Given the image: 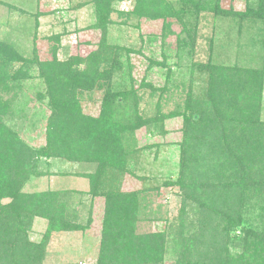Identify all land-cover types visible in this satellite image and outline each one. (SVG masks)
<instances>
[{
	"label": "trees",
	"instance_id": "1",
	"mask_svg": "<svg viewBox=\"0 0 264 264\" xmlns=\"http://www.w3.org/2000/svg\"><path fill=\"white\" fill-rule=\"evenodd\" d=\"M120 1L123 0H92L95 22L88 28L98 29L100 39L95 49L84 57L71 55L60 59L57 55L58 35L53 37L55 42L51 58L47 60H42L34 47L35 35L31 56L28 57L25 56L26 52L22 53L23 48L18 49L8 40L0 39V199L11 198L7 203L0 202V264H43L45 244L24 241L21 229L24 212L46 217L48 232L66 230L72 226L62 218L63 211L58 204L48 202L43 207L41 195L21 193L26 179L32 174H39L38 162L41 157H59L96 165L95 172L89 175L90 193L102 196L105 202L97 264L163 262L166 231L136 233L134 225L140 218L139 192H122L107 177L109 171L112 178V171L125 170L129 152L136 150L135 134L139 129L148 131L149 127H153L152 131L165 134L164 120L175 114L165 117L161 111V99L168 90V84L165 82L160 87L156 86L148 78V72L139 81L135 80L128 58L125 64L121 61L120 53L124 47L111 43L108 38L111 15L116 10L114 5ZM129 1L133 2L131 11L122 15L162 18L166 22L165 29L175 21L183 31H188L186 16L190 15L193 8L196 13L200 4V0ZM252 14H264L259 8V1L257 9L249 10L248 15ZM34 22L37 27L36 17ZM25 33L21 32L24 37ZM188 38L192 37L189 35ZM183 44L182 40L177 39L178 52ZM131 51L125 48L122 54ZM147 60L146 71L158 66L164 69L162 74L166 80L171 77L172 70L166 64L165 55L160 62L151 58ZM19 61L20 64L15 67L14 63ZM212 68L215 69V66ZM34 69L37 70L35 76L45 84V90L37 92V98L47 97L50 110L45 145L38 148L22 140L19 132L4 120L13 100V96L8 98V93L19 88V82L23 79L34 77ZM142 89L148 90L149 96L159 92L154 102L156 114L152 119H142L143 111L140 113L139 108L142 96L139 91ZM93 90L102 91L97 116L84 113L81 106L82 94H89ZM245 90H242L243 102L239 95L241 91L229 94L233 90H227L224 96H213L210 91L206 93L212 99L210 107H198V103L208 101L207 97L194 101L188 94L183 101L179 114L183 117L182 136L178 143L179 173L174 183L186 200L204 209L201 219L205 218V224L199 228L198 235L199 238H209L204 240L205 251H191L187 247L178 251L175 264H253L255 255L260 258V264L264 262V234L258 232L257 219L251 214L252 206L248 208V201L245 200L251 186H255L253 176L264 174V165H255L260 151L252 152V146L261 140H257L260 133L256 102L260 86L248 83ZM118 97L121 98L120 102L117 101ZM196 104L199 111L196 110ZM195 112L200 113L196 119L192 117ZM261 135L264 137V126ZM201 150L207 155L224 157L225 166L220 167L223 174L217 164L210 167L209 162L198 159ZM228 164L234 165L231 171L235 175L230 173V177L225 178L223 176L226 175ZM199 168L200 174L196 177ZM205 168L209 169L203 176L207 180L202 182L199 177ZM211 176L215 178L209 179ZM253 194H257V190L249 195L250 199ZM79 225H73L72 228L83 229ZM237 228L239 236L235 233L231 235ZM238 242L243 252L230 255L228 251H232L235 245L239 246ZM206 251L210 252L206 254Z\"/></svg>",
	"mask_w": 264,
	"mask_h": 264
},
{
	"label": "rangeland",
	"instance_id": "2",
	"mask_svg": "<svg viewBox=\"0 0 264 264\" xmlns=\"http://www.w3.org/2000/svg\"><path fill=\"white\" fill-rule=\"evenodd\" d=\"M258 1L259 8L264 11V0H200L198 11L195 13L196 9L193 8L185 18L188 31L181 30L179 23L175 21L165 29L166 22L162 18L122 15L130 13L132 9L133 2L129 0L116 2L114 5L116 10L111 15L109 40L113 44L122 45L124 49H132L131 52L122 54L123 49L120 54L124 64L126 57L130 61L135 80L139 81L148 72V78L156 86L160 87L165 82L168 84V90L161 99V111L165 117L175 113L164 120L165 134L152 131L153 127H149L148 131L139 129L135 134L136 150L129 152L125 170L112 171V178L109 171L107 176L116 189L122 192H139L140 218L134 225L136 233H153L162 229L166 231L162 264H175L178 251H183L185 247L191 251H205L204 240L209 238H199L198 235L199 228L205 224V218L201 219L204 209L186 200L174 183L179 173L178 143L182 136L183 117L179 114L188 94L194 101L207 97V102L198 103V107L203 108L205 105H212V99L206 95L209 91L213 96H224L227 90H233L229 94L241 91L239 95L242 101V90L246 91L248 83L259 85L260 93L256 102L260 135L257 140H261L256 144L251 143L254 144L252 152L260 151L255 165H264V137L261 135L264 126V14L248 15L249 10L258 8ZM93 7L92 0H0V39L8 40L18 49L23 48L22 53L26 52L27 57L31 56V49L35 45L39 57L47 60L51 58L55 42L53 37L58 35L57 55L60 59L71 55L84 57L95 49L100 39L98 29L88 28L95 22ZM22 31L26 32V37L24 33L21 34ZM189 35L191 39L188 38ZM177 39L184 42L179 52L176 49ZM164 55L166 64L172 70L168 80L164 78V69L161 67L153 66L150 71H146L148 58L160 62ZM19 64L20 61L14 63L15 67ZM36 74L37 70L34 69V77L23 79L19 82V88L8 93V98L13 96V100L4 120L19 132L22 140L38 148L45 145L50 110L47 97L37 98V92L44 91L45 84ZM139 92L142 95L139 105L140 113L143 111L142 119H152L156 114L154 102L159 92L154 96H149L146 89ZM101 97V90L83 93V112L97 116ZM117 101L120 102L121 98L118 97ZM198 107L196 104L197 111ZM199 114L195 112L192 117L196 119ZM214 115L212 112V116ZM198 154V159L209 162L210 167L217 164L223 174L220 168L225 166L222 155H207L204 150ZM233 166L228 164L223 177H230V173L235 175L231 171ZM38 168L39 174H32L26 179L21 193L41 195L43 207L48 202L58 204L63 211L62 218L72 226L69 225L71 228L66 230L48 232L46 217L24 212L21 228L24 241L45 244L43 264H97L105 202L102 196L90 193L89 175L95 172L96 165L59 157H41ZM209 169H203L200 181L207 180L203 176ZM200 170H196V177ZM262 175L253 176L255 186H251L252 189L245 198L248 208L252 206L251 214L257 219L260 234H264V174ZM211 178L215 177L211 176L209 179ZM206 186L208 187L207 184ZM254 190H257V194H253L250 199L249 195ZM10 200V197H3L0 202L4 204ZM76 224H80L83 229L75 226L72 228ZM238 228L231 235L235 233L239 236ZM238 244L239 246L231 248L232 251H228L230 255L243 252L240 242ZM196 256L202 258L201 255ZM260 262V258L255 255L253 264Z\"/></svg>",
	"mask_w": 264,
	"mask_h": 264
}]
</instances>
